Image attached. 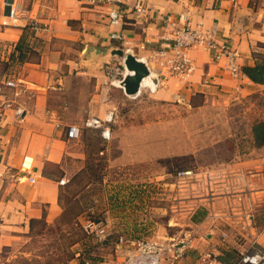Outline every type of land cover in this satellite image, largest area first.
I'll list each match as a JSON object with an SVG mask.
<instances>
[{
    "label": "crops",
    "instance_id": "crops-1",
    "mask_svg": "<svg viewBox=\"0 0 264 264\" xmlns=\"http://www.w3.org/2000/svg\"><path fill=\"white\" fill-rule=\"evenodd\" d=\"M24 2L47 30L30 39L40 53L39 61L12 67L0 63L1 94H4L0 100L7 102L0 117V242L3 245L13 243L21 232L26 233L30 220L45 216L47 222L54 223L62 215L60 186L64 185L60 181L76 175L84 166L80 138H67L69 126H82L87 119L102 118L109 111L115 113V124L117 95L123 92V96L132 98L111 81L110 68L114 67L115 57H120L111 55L117 45L109 39L111 28L104 14L83 9L78 0ZM148 2L160 13H187L194 26L205 30L215 28L220 39L241 53L242 67L254 65L264 57V0ZM5 14L4 0H0V40L17 44L23 29L3 26ZM160 19L156 15L149 21L124 26L132 40L131 50L138 58H148L165 43L163 37L168 31ZM191 56L195 70L189 77L165 78L152 93L167 101L211 91L229 97L243 96L264 88V84H255L245 74L233 78L204 50H194ZM9 73L34 89V96L15 98L13 91L4 86ZM18 108L23 109L21 117L16 115ZM114 124L112 142L120 139L118 129L123 128ZM92 130L103 140L98 130ZM222 167L208 169L199 176L210 175L215 179L211 182L214 194L244 195L252 206L256 232L261 233L264 229V173L257 166L256 170L249 171L244 162ZM31 177L36 179L34 184L30 182ZM203 187L204 183L198 190V200L186 202L193 204L188 210L193 219L187 223L192 228L187 238L193 240V249L191 257L183 264H194L197 254L207 249L220 254L224 262L234 264L240 252L250 249V239L255 232L251 231L252 236L247 234L243 239L237 223L223 219L215 223L210 218L211 205ZM191 189L189 192L193 194ZM220 198L214 202V211H220L226 204L225 197ZM223 233L227 236L224 240ZM116 247L115 253H92L97 259L93 264L121 262L127 249ZM256 247L264 250V232L258 237Z\"/></svg>",
    "mask_w": 264,
    "mask_h": 264
},
{
    "label": "rangeland",
    "instance_id": "rangeland-1",
    "mask_svg": "<svg viewBox=\"0 0 264 264\" xmlns=\"http://www.w3.org/2000/svg\"><path fill=\"white\" fill-rule=\"evenodd\" d=\"M115 58L113 66H120L122 58ZM146 90L135 99L117 95L119 140L105 142L81 126L84 166L60 186L62 215L36 225L34 233L29 227L11 244L0 242V264H83L92 253H115L121 235L181 242L192 230L187 223L193 204L186 202L199 199L204 181L199 176L184 184L180 171L201 174L244 162L249 171L257 166L264 173V147H253L251 131L264 121V88L167 101ZM89 222L107 227L103 244L86 235ZM90 258L91 264L97 260Z\"/></svg>",
    "mask_w": 264,
    "mask_h": 264
},
{
    "label": "built area",
    "instance_id": "built-area-1",
    "mask_svg": "<svg viewBox=\"0 0 264 264\" xmlns=\"http://www.w3.org/2000/svg\"><path fill=\"white\" fill-rule=\"evenodd\" d=\"M199 1L192 0L194 3H198ZM231 1L234 2L236 0ZM78 2L83 9L93 13H101L107 17L108 25L111 28L109 39L116 43V49L122 50L125 54L131 53L135 55L130 47L132 43L131 37L124 29V26L149 21L156 17V15L161 18L160 20L168 31V35L163 37L165 43L161 45L160 49L153 51L148 58H139L149 68L150 75L148 77L153 75V78H155V87L153 89L149 88L151 92L156 91L161 85L160 81L165 78L189 77L195 70L191 56L194 50H204L209 53L212 59L220 64L222 69L233 78L238 79L243 75L241 53L238 49L220 39L215 28L205 30L201 27L194 26L187 13H180L178 15L171 13L163 14L155 11L149 5L148 0H78ZM4 7L7 9V14L2 19L1 24L3 26L21 29L27 28L32 38L47 30V27L42 26L32 16L31 10L24 0H4ZM16 46L15 43L0 40V63H5L11 67L19 64L13 62ZM121 58L122 66L110 68L111 81L120 88H122V81L127 75V70L124 66V57ZM4 86L13 91L15 98L34 96L35 90L19 80L14 73L6 75ZM1 87L2 85H0V96H4V94H1ZM6 107L7 102L0 100V117ZM15 111L17 117L22 116L23 109L18 108ZM114 121L115 113L109 111L102 118L91 117L87 119L82 127L98 130L101 138L106 142H110ZM82 127L79 125H70L66 132L67 138L69 140L79 139L82 135ZM177 178L186 184V181L191 182L194 179L197 180L199 173L194 170H183L177 174ZM203 179V188L207 190V196L205 198H208V202L211 205L210 218L215 223L222 219L228 223H237L240 229L239 235L243 239H246L247 234L252 236L251 231L255 232L254 238L250 239V242H252L250 249L240 252L234 264H264V250L256 247L257 239L264 232V229L261 233L257 234L252 206L246 197L234 192L214 194V190L211 188V182L215 179L210 175H207ZM30 182L34 184L36 179L31 177ZM60 184L65 185L66 181L62 180ZM220 197H225L226 204L220 211H214L216 207V204L214 206V202L216 199L220 200ZM85 228L95 237L98 244H103L109 237L107 227L100 223L89 222ZM226 237L225 233L221 235L223 240ZM192 243L193 240L191 238L183 239L181 242H173L157 238L130 239L121 235L117 245L121 244L125 246L127 255L123 261L117 264H183L193 249ZM90 256L84 259L83 264H91L92 260ZM194 264L228 263L221 259L220 254L207 249L197 254Z\"/></svg>",
    "mask_w": 264,
    "mask_h": 264
},
{
    "label": "trees",
    "instance_id": "trees-1",
    "mask_svg": "<svg viewBox=\"0 0 264 264\" xmlns=\"http://www.w3.org/2000/svg\"><path fill=\"white\" fill-rule=\"evenodd\" d=\"M30 39H32L30 32L27 28H24L23 34L16 44V53L13 55V62L22 64L25 62L40 60V53L33 45H31ZM242 72L255 84H264V57L261 60L256 61L254 65H244L242 67ZM251 131L253 147L257 149L264 147V121L255 122L252 125ZM39 224L47 225L45 216L41 219L30 220L31 233H34L36 225ZM84 230L88 237L93 238V235L89 233L85 227Z\"/></svg>",
    "mask_w": 264,
    "mask_h": 264
},
{
    "label": "water",
    "instance_id": "water-1",
    "mask_svg": "<svg viewBox=\"0 0 264 264\" xmlns=\"http://www.w3.org/2000/svg\"><path fill=\"white\" fill-rule=\"evenodd\" d=\"M106 52L105 50L103 51L104 54ZM111 55L124 57V66L127 70V75L122 81V88L125 94L130 97L139 96L142 92L143 80L150 75L148 66L135 55L131 53L125 54L120 49L111 51Z\"/></svg>",
    "mask_w": 264,
    "mask_h": 264
},
{
    "label": "bare ground",
    "instance_id": "bare-ground-1",
    "mask_svg": "<svg viewBox=\"0 0 264 264\" xmlns=\"http://www.w3.org/2000/svg\"><path fill=\"white\" fill-rule=\"evenodd\" d=\"M154 76H150V77H147L143 80L142 82V90H145V89H153L155 87V78H153ZM132 98H136V97H132Z\"/></svg>",
    "mask_w": 264,
    "mask_h": 264
}]
</instances>
